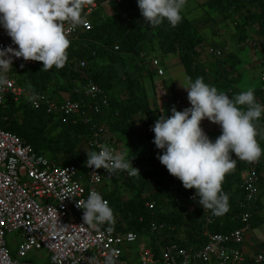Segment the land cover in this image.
Returning a JSON list of instances; mask_svg holds the SVG:
<instances>
[{"label":"trees","instance_id":"obj_1","mask_svg":"<svg viewBox=\"0 0 264 264\" xmlns=\"http://www.w3.org/2000/svg\"><path fill=\"white\" fill-rule=\"evenodd\" d=\"M207 1L208 11H215L224 21L231 19L237 32L235 45L239 50L244 48L245 45L241 47V44L249 38V33L246 32L249 27H258L257 33L264 39V0ZM114 4L117 5V12L112 16L99 15L100 5L86 17L92 27L80 29L77 38L70 40L67 60L62 68L41 70L42 62H37L22 67L17 72L18 83L28 89L51 93L57 97L66 91L69 93L68 99L81 103L88 99L76 90L88 80H93L109 97V106L101 108L98 118H94L97 120H93L91 124L62 123L45 110H35L26 101L16 103L9 96L5 106L0 108V127L21 137L36 153L54 158L59 165L72 164L80 168L87 160V152L80 151L78 147L85 144L87 151H90L88 144L94 140L93 124L99 121L103 129L101 137L108 141H112L116 135L120 136V133L125 134L126 139L132 140L130 146L134 148L131 158L139 160L142 155L150 158L147 164L138 167L141 176L137 174L112 178L114 187L106 193V198L114 212V218L117 219V229L124 230L120 224L124 222L126 230L143 236L148 234L149 225L155 220L163 223L164 229L160 235L148 234L151 239L149 246L156 248L157 243L176 242L186 248L200 249L207 242L205 230L229 233L245 226L239 214V204L245 198L244 191L239 187L244 166L236 168V164L224 176L222 190L229 197L228 211L216 215L215 222L206 225L201 208L195 214L187 211V194L195 192V189H185L182 182L172 176L157 158L162 151L153 143L154 133L151 131L150 121H144V134H136L133 119L140 113L148 114L147 117L153 113L149 109L146 90V81L152 80V76L156 74L151 69L152 59L184 52L185 57H188L186 65L191 77L206 75L205 80L208 78V81L205 83L232 96L245 90L237 85V77L240 75L236 74V79L231 76L237 71L240 58L236 53H230L217 60L216 71L219 75L214 78L206 74L204 66L197 62L199 53L202 54L199 48L206 43L199 29L210 22L216 23L208 11L201 20L194 18L197 20L195 21L183 14L181 22L174 27L165 21L149 29L141 16L137 0H124ZM115 46L119 47L118 51H115ZM221 46L223 45L219 44L216 47ZM253 48L260 53L264 65V47L258 45ZM82 62L84 66H81ZM262 85L263 83L253 90L258 102L264 104ZM256 124L257 141L264 150V115ZM108 131L112 136L109 139L105 135ZM59 155H66L67 158L60 161ZM259 168L264 174V152L259 158ZM127 187L138 190V193L124 200L120 191H125ZM151 188L158 191L147 198H141L142 193ZM261 195L264 197V189ZM147 200L156 202L154 210L145 207ZM261 225H264L263 202H259L257 208L252 210L250 229ZM13 256L15 257V253Z\"/></svg>","mask_w":264,"mask_h":264},{"label":"built area","instance_id":"obj_2","mask_svg":"<svg viewBox=\"0 0 264 264\" xmlns=\"http://www.w3.org/2000/svg\"><path fill=\"white\" fill-rule=\"evenodd\" d=\"M124 0H85L82 5L83 25L73 29L65 24L64 29L69 40L76 39L80 29H90L92 26L86 17L92 14L100 5L120 3ZM251 43L245 40L241 47ZM16 48L0 27V49ZM264 47V44H263ZM115 51L119 50L115 46ZM206 47L203 51H206ZM217 60L229 55L228 46L209 50ZM39 61H25L23 58L12 57L7 76L8 88L0 93V108L4 107L7 98L11 96L16 103L28 102L35 110H45L62 123L91 124L101 113L102 107L109 106V97L93 80H88L76 92L84 94L87 102L59 98L51 93L36 92L18 83L17 72L22 67L36 64ZM160 59L151 60V69L156 75L163 76L164 71ZM84 66V62L81 63ZM264 90V77L262 78ZM36 95L35 103L27 97ZM264 105V104H262ZM94 140L89 142L90 151L99 150L100 145H108L118 151L115 143L101 137L102 126L97 121L93 124ZM101 138V139H100ZM236 159L238 166H244L241 172L240 189L245 198L240 202V216L244 227L229 233H212L205 230L207 242L200 249L186 248L176 242L157 243L156 248L150 243L138 252V260L132 261L125 253L143 236L124 228L117 229V219L111 225L102 224L96 227L85 225L82 220L83 209L77 207V201L87 199L91 190L97 191L106 198V193L114 187L113 177H132L127 172L119 171L109 174L103 168H82L75 165H59L57 161L45 154L33 151L21 137L0 127V264H34L26 260L33 251H45L50 258V264H89V258H94L96 264H103L104 258L115 253L114 264H245L243 246L245 236L250 232L252 210L263 202L261 195L264 189V174L259 168V159L254 162ZM112 181V183H111ZM109 184V188L107 187ZM187 211L190 214L201 208L206 225L215 222L216 215L211 210H205L201 205L196 206L198 197L195 192L188 193ZM109 204V201H108ZM145 207L154 210L156 202L147 200ZM111 231H108V228ZM164 229L163 223L152 220L148 234L160 235ZM11 234L20 236L14 238L16 243L15 257L12 256L6 237ZM148 236V237H149ZM150 237H149V239ZM56 259L53 261L52 257ZM253 264H264V252L251 257Z\"/></svg>","mask_w":264,"mask_h":264},{"label":"clouds","instance_id":"obj_3","mask_svg":"<svg viewBox=\"0 0 264 264\" xmlns=\"http://www.w3.org/2000/svg\"><path fill=\"white\" fill-rule=\"evenodd\" d=\"M84 2L0 0V27L17 46L0 49V93L8 88L7 73L13 56L42 62L41 70L64 66L70 46L64 25L75 29L84 24L81 15ZM185 5L186 0H137L141 16L149 26L165 21L176 26L183 18ZM181 86L187 91L191 106L182 111L173 107L170 116L161 115L152 126L153 143L163 150L157 158L185 189H195V196L205 210L222 215L228 211L229 199L222 190V181L235 166L232 154L241 161L254 162L264 152L257 141L256 124L264 115V105L258 102L251 88L229 96L205 83L202 77L186 78ZM27 99L35 103L38 97L34 94ZM204 119L219 125L221 134L215 140L201 127ZM86 152V166L93 172L103 168L109 174L125 171L129 176L140 175L133 166L134 157L129 159L111 146L100 145L98 151ZM77 207L83 209L85 225L114 223L112 208L97 191L91 190L83 202L78 200ZM114 256L115 253L106 255L103 264H114ZM52 259L55 261L56 257ZM89 264H96L95 259L89 258Z\"/></svg>","mask_w":264,"mask_h":264},{"label":"rangeland","instance_id":"obj_4","mask_svg":"<svg viewBox=\"0 0 264 264\" xmlns=\"http://www.w3.org/2000/svg\"><path fill=\"white\" fill-rule=\"evenodd\" d=\"M191 5L193 6V3L190 2L189 0H186V5L184 8L183 14L187 17L190 16V13H188V9H190V11L192 10ZM204 6L205 5H203V10L205 9V11H206V7H204ZM207 11H208V9H207ZM116 12H117V5L116 4L104 5L98 11L99 15L104 16V17L112 16ZM81 13H82V9H81ZM208 13L210 15L216 17V18L219 16V14H217L215 11L213 13V11L209 10ZM204 16L205 15L203 13L201 14V13L197 12L195 19L201 20L204 18ZM197 20H195V21H197ZM217 20H219V17ZM214 22H216V21H214ZM217 25H218L217 23H213L212 25H209V26L202 25V27H200V29H199L200 32L204 35V37L207 40H206V43H204L199 48V49H201L202 54L199 53V56L197 57V62L199 64H202L201 65L202 67L204 66L205 73L208 74L211 78H214L217 75H219V72L216 71L217 68L215 70L213 69V67L210 69H208V67L205 68V65H207L209 62L207 63L206 60L203 59V57L205 56L204 52H203V48L206 47L208 50H212V49L216 48V46L213 45L214 43L210 42V36L209 35L212 34V35H214L213 37H215V35H217L216 32H218L221 29L220 27L217 28ZM147 28L153 29V28H155V26L147 25ZM209 28H211V29L209 30ZM224 28L227 29L226 27H224ZM216 29H217V31H215ZM258 29H259L258 27L247 28L246 32L249 33L248 36L251 39L252 43H250L249 45L246 44L242 50H236L233 43L231 44V47H229V51H231V53H236V55L240 58V62L238 63V65L236 67L237 71H234L233 74H231V76L235 77L236 74H237L236 76H238V74H239L240 76L237 77L238 78L237 85L240 88L245 89V90H247L249 88L253 89L255 87L260 86L263 83L262 78L264 77V65H262V58H261L260 53L257 52L253 48L254 46H258V45L263 46V44H264V39L258 36L259 35L257 33ZM214 31H215V33H214ZM231 32H232V30H231ZM220 34H222V33L220 32ZM226 35H227V38L230 36V39L233 37L232 40H234V38H235V35L234 36L232 35V37H231L230 32L229 33L227 32ZM207 36H209V38H207ZM225 40H227V39L223 38L222 40H220V42L223 44V42ZM253 44H256V45H253ZM240 51H241V53H240ZM175 55H177L178 57L183 59L185 64L188 63L187 62L188 57L187 56L185 57L184 52H179ZM189 57H190V55H189ZM199 57H201V58H199ZM161 58H166V56L161 57ZM225 59H228V57ZM180 76H181V74H180ZM185 76L183 75L181 77V79H183V77H185ZM200 76L203 78V80H205L207 77L206 75H204V76L200 75ZM235 79H236V77H235ZM207 81H208V78H207ZM207 81L205 80L204 82H207ZM58 97L61 99L68 98L69 93L66 91H63L62 93H60L58 95ZM168 106H169L168 104L166 107L160 106V116L161 115L170 116L171 115V109L173 107H175L178 111H182L183 109L187 108L188 106L190 107L191 105H190V103L189 104H182V105L174 103L170 107H168ZM133 124H134L133 127H135L134 130L136 131V134H144L145 133V131H146L145 124H144V122H141V120L137 116L134 117ZM216 125L217 124L210 122L207 119H204L201 122V127L203 128L205 133L208 135V137H210V139H212V140H215V138L219 136V135H217V131H218L217 129L218 128L216 127ZM205 126H207L206 127L207 129H205ZM207 130L212 131L211 135H210V133H208L209 131H207ZM121 132H123V131H121ZM105 135L107 136V139L112 137V136H110L109 131ZM119 135L120 136L116 135V137H114L111 142L115 143V146L117 147L118 151L125 153L127 155V157L129 159H131V153L134 150V148H132L130 146V144L132 143L131 142L132 140L126 139V137L124 136L125 134H123V133H120ZM212 135H214V136H212ZM134 140H136V139H134ZM78 149L80 151H85V150L87 151V146L85 144H82L81 146L78 147ZM66 158H67L66 155H59L58 156V159L60 161H62V160L64 161ZM149 158L150 157H148L146 155H142V157H140L139 160L133 159L132 160L133 166L138 168L141 165H145L148 163ZM157 191H158L157 189H153V188L147 189L145 192L142 193L141 198H147L148 196H151L154 192H157ZM120 193L122 194L124 200H128V199L132 198L133 196H135L138 193V190L133 189L132 187H127V189H125V191H123V192L120 191ZM195 205L199 206L200 204L198 201H196ZM251 234L254 237H256L257 239L264 241V225H261L259 227H256L255 229H252ZM15 237H18V241L20 240V236L17 234H11V235H8L6 237V241H7L8 247L11 250L12 256L15 253L16 248H17L16 243L14 242ZM143 239H146V240L149 239L147 233L143 235ZM141 240L137 241V243H134L133 246H131L132 251L134 253L139 252L143 249L144 246H142ZM26 260H28L34 264H50L49 255L45 251L30 252L28 254Z\"/></svg>","mask_w":264,"mask_h":264},{"label":"crops","instance_id":"obj_5","mask_svg":"<svg viewBox=\"0 0 264 264\" xmlns=\"http://www.w3.org/2000/svg\"><path fill=\"white\" fill-rule=\"evenodd\" d=\"M189 1L193 3V6L191 5V9H192L191 11H190V9H188V13H190V16L188 15L189 16L188 18L194 19L196 17L197 12L201 13V14L202 13L205 14L204 12H206L208 9L207 8V4H208L207 0H189ZM203 5H205L204 7H206V11H205V9L203 10ZM213 13H214V11H213ZM81 14L83 16V10H82ZM212 17H213V21H216V23L218 24L217 28L220 27L221 29L218 32H216L217 35H215V37H213L214 35H212V34L209 35L210 36V42H213L214 46H217L219 44L223 45L221 47H224V46L231 47V44L233 43V45L235 46V49L239 50V48L235 45V39L232 40V38H233L232 35L233 36L236 35L237 32H236L235 27L232 24L231 19L224 21L223 17L221 15L218 16L219 20H217L218 17L217 18L214 16H212ZM209 25H212V22H210L206 26H209ZM224 27H226L227 29H225ZM210 29L211 28H209V30ZM231 30H232V32H231ZM215 31H217V29ZM220 32L222 34H220ZM227 32L228 33L230 32V35L232 37L231 39H230V36L227 38V35H226ZM209 36H207V38H209ZM223 38H226L227 40H225L222 44L220 42V40H222ZM204 39L207 40L205 37H204ZM221 47H216V48H221ZM240 53H241V51H240ZM204 55H205L204 59L206 60V62L207 63L209 62L207 65H205V68L208 67V69H210L213 67V69L215 70L216 66H217V62H216L217 59L214 58V56L211 54V52L208 49H206V51L204 52ZM162 57H164V56H162ZM159 59L161 62L160 63L161 67L164 71V75L159 76V75L154 74L152 76V80L148 79L146 81V83H147L146 90H147V93L149 95V109L153 113H152V115H150V117H147L148 114H145V113H140L137 115V117L141 120V122H144L145 119H148L150 121L151 127L159 119L158 117H160V106L166 107L168 104L169 105L168 107H170L174 103H177L180 105L189 104V101L187 99V91L181 85L185 84L186 78H191L192 80L197 78L196 76H194V77L190 76V72H188V66L185 64L183 59H181L177 55H174V54L166 55V58H159ZM180 74H181V76H180ZM183 75L184 76L186 75V76L183 77V79H181V77ZM206 127L207 126H205V129H207ZM216 127L218 128L217 129L218 130L217 135H220L221 129H220L219 125H216ZM207 131H209V130H207ZM208 133H210V135H211L212 131H209ZM212 136H214V135H212ZM158 150L163 151L160 149H158ZM111 183H112V181H111ZM110 186H109V184H107L108 188ZM141 241H142L141 244L144 247H146L149 243H151L150 240H146L143 238ZM243 250H244V254H245L244 256L246 259L245 264H253L250 259L252 256L256 255L257 253L264 252V241L259 240L256 237H254L250 231L245 236V243L243 246ZM124 251L128 255V257H131L132 261L138 260V252L134 253L132 251V247L125 249Z\"/></svg>","mask_w":264,"mask_h":264},{"label":"bare ground","instance_id":"obj_6","mask_svg":"<svg viewBox=\"0 0 264 264\" xmlns=\"http://www.w3.org/2000/svg\"><path fill=\"white\" fill-rule=\"evenodd\" d=\"M234 154L232 155V158H233ZM200 206V205H199Z\"/></svg>","mask_w":264,"mask_h":264}]
</instances>
